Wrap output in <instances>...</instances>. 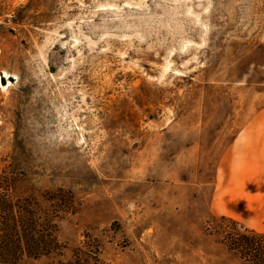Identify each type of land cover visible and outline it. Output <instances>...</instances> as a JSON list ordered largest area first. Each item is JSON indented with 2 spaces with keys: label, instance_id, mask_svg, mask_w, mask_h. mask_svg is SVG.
Listing matches in <instances>:
<instances>
[{
  "label": "rangeland",
  "instance_id": "1",
  "mask_svg": "<svg viewBox=\"0 0 264 264\" xmlns=\"http://www.w3.org/2000/svg\"><path fill=\"white\" fill-rule=\"evenodd\" d=\"M3 73L0 194L54 228L19 264H251L211 198L264 160V0H0Z\"/></svg>",
  "mask_w": 264,
  "mask_h": 264
},
{
  "label": "trees",
  "instance_id": "2",
  "mask_svg": "<svg viewBox=\"0 0 264 264\" xmlns=\"http://www.w3.org/2000/svg\"><path fill=\"white\" fill-rule=\"evenodd\" d=\"M16 207L18 206L15 202L1 192L0 264H19L22 256L36 257L46 254L55 244V240L51 238V231L54 230L52 225L50 231L48 228L40 230L37 227L38 214L33 207L22 208L15 214ZM220 217L227 222L237 223L229 217ZM229 249L249 259L251 264H264V233H256L250 229L238 233L236 238H233V247L229 246Z\"/></svg>",
  "mask_w": 264,
  "mask_h": 264
},
{
  "label": "crops",
  "instance_id": "3",
  "mask_svg": "<svg viewBox=\"0 0 264 264\" xmlns=\"http://www.w3.org/2000/svg\"><path fill=\"white\" fill-rule=\"evenodd\" d=\"M211 203L215 214L264 232V160H219Z\"/></svg>",
  "mask_w": 264,
  "mask_h": 264
},
{
  "label": "bare ground",
  "instance_id": "4",
  "mask_svg": "<svg viewBox=\"0 0 264 264\" xmlns=\"http://www.w3.org/2000/svg\"><path fill=\"white\" fill-rule=\"evenodd\" d=\"M1 78H5V82L4 83H2L1 81H0V86L1 87H6V85L7 84H9V79H8V75L6 74V73H3V75L2 76H0Z\"/></svg>",
  "mask_w": 264,
  "mask_h": 264
},
{
  "label": "water",
  "instance_id": "5",
  "mask_svg": "<svg viewBox=\"0 0 264 264\" xmlns=\"http://www.w3.org/2000/svg\"><path fill=\"white\" fill-rule=\"evenodd\" d=\"M1 82H2V83H4V82H5V80H4L3 78H1Z\"/></svg>",
  "mask_w": 264,
  "mask_h": 264
}]
</instances>
